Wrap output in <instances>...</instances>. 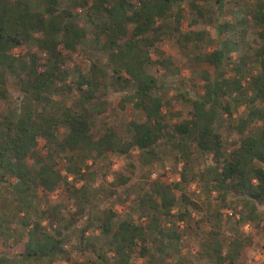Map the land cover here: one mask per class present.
<instances>
[{
  "label": "trees",
  "instance_id": "1",
  "mask_svg": "<svg viewBox=\"0 0 264 264\" xmlns=\"http://www.w3.org/2000/svg\"><path fill=\"white\" fill-rule=\"evenodd\" d=\"M183 2L195 12L194 22L200 18L214 26L217 46L195 54L196 62L203 64L202 91L188 99V116L170 124L163 112L166 101L156 92L157 77L149 70L153 63L163 61L154 59L152 53L158 54V42L172 34H177L179 46L196 48L208 35L205 28L181 27ZM228 2L229 18L219 20ZM71 5L75 12L70 6L62 7L61 0H0V183L9 182L14 200L9 208L0 204L3 245L10 247L15 224L20 223L25 229L14 245L23 262L83 264L70 257L64 235L55 227L62 218L58 204L48 201L40 217L32 216L37 189L48 192L63 186L62 191L74 203L68 221L72 224L97 193L108 190L84 183L100 179L88 159L137 149L140 164L146 165L156 157L155 145L172 140L177 158L185 166L197 156L205 159L211 154L200 178L217 191L220 200L230 194L240 201L241 219L250 223L246 234L226 239L218 208L205 211L201 217L209 222L198 252L203 264H233L244 247L251 245L258 233H264V0H71ZM77 6L86 8V21L101 39L111 74L97 58L91 59L88 69L78 59L88 31L79 23ZM168 19L175 22L171 29L165 22ZM252 26L256 34L252 57L244 54L235 61L232 55ZM29 42L32 44L25 52L11 51ZM74 52L77 55L73 56ZM248 59L255 67H247ZM69 60L73 61L71 69ZM230 63L231 73L226 75L224 67ZM6 73L12 75L22 94L15 105L10 100ZM114 84L122 89L132 86L122 102L132 103L143 114L142 120L130 121L127 138L110 127L102 133L92 129L89 104L102 99ZM72 94L76 98L73 104L52 108L55 96ZM178 95L186 98L181 92ZM240 106H244L243 112ZM234 111L238 114L234 115L233 128L240 135L226 148L219 128L224 115L231 118ZM40 139L65 152L64 173L53 159L39 161L36 166L29 162L37 155ZM184 170L180 181H154L153 191L142 200L151 210L147 221L117 222L110 210L97 216L112 260L105 256L107 252L98 253L100 260L95 264H140V258L149 264L191 262L182 251L181 231L175 222L187 219L188 204L198 211L203 207L185 191L176 192L181 181L188 182ZM128 179L129 175L117 173L110 184L117 186ZM75 180L82 181L81 185L76 186ZM170 217L176 220L169 222ZM15 256L0 252V264H13Z\"/></svg>",
  "mask_w": 264,
  "mask_h": 264
},
{
  "label": "rangeland",
  "instance_id": "2",
  "mask_svg": "<svg viewBox=\"0 0 264 264\" xmlns=\"http://www.w3.org/2000/svg\"><path fill=\"white\" fill-rule=\"evenodd\" d=\"M134 1V0H131ZM213 3V2H211ZM70 4V5H69ZM228 3H225L222 9L223 18H229L227 14ZM61 6H70L72 12H75L71 5V0H61ZM211 6L216 7L213 3ZM183 17L181 18L180 25L183 29L189 27L205 28L207 30V38L199 48L192 45L181 47L176 41V35L172 34L167 36L162 41L158 42L159 53H152L154 59H161L162 63H153L149 70H151L157 77L156 92L163 100L166 101L163 107V112L166 115L167 121L172 124L178 122L184 117L188 116L189 101L188 99L196 97L197 93L202 91L203 80L200 77V72L203 64L197 63L195 54L201 49L210 50L217 46L216 31L212 24H209L200 18H195V12L191 10L188 3L183 2L180 5ZM76 11L79 18V23L88 31L86 39L82 43L81 53L78 59L82 61L85 69H88L91 59H98L105 71L111 74L110 66L107 64L106 53L101 50V39L95 37L96 29L86 21L85 11L86 8L77 6ZM215 17V13H214ZM170 29L175 22L168 19L165 21ZM32 42L26 45L15 47L11 51L15 53H23L28 50ZM256 45L255 27L252 26L246 32L243 40L240 41V48L237 52L233 53L235 61H240V56L248 54L252 57L254 47ZM77 55L76 52L72 54ZM247 67L253 68L256 63L252 59L246 61ZM70 69L73 67V61H68ZM232 64L225 65L226 75H230ZM7 85L10 95V100L15 105L19 97L22 95L19 90L15 79L9 73H6ZM110 79V78H109ZM132 89L131 85H126L123 89L114 84L109 85L107 94L100 100H94L89 104V110L92 115V129L96 133H102L106 128L110 127L116 130L121 136L127 138L130 135V121H138L143 119V114L140 109L136 108L130 102H122L124 94ZM186 95V98L178 95L179 93ZM52 108L58 109L62 105H71L76 101L75 94L72 95H59L55 96ZM124 104V105H123ZM243 112L244 106L239 107ZM238 113L233 112V117L227 118L226 114L222 122L219 132L224 140L226 148L229 147L230 141L239 137V133L233 128L234 119ZM64 131V128H61ZM61 132V133H62ZM156 151L155 159L146 164H140L138 159L139 152L137 149H132L126 154H117L110 152L101 158L94 161L88 159L87 163L91 169L96 171L100 179L85 180L84 183L88 187L105 186L111 191L104 193H97L89 202L88 207L84 214L78 218L74 223H69V214L74 210V203L72 199L65 195L62 191L63 186L53 191H43L37 189V197L34 200L32 216L40 217L41 209L45 208L47 202L56 203L62 213L60 222L56 223L55 227H59L64 235V246L70 252L71 258H76L82 261L83 264H95L100 259L97 257L98 253H105L109 261L112 260V254L107 247V236L100 232L98 228L100 220L97 216L103 211H114V220L119 221L122 219H137L139 221H147L151 215V210L147 208L146 203L142 200L146 195L151 194L153 191L154 181L161 179L163 181H180V173L184 169V164L177 158L178 151L173 146L172 140H161L154 146ZM35 158H29V162L36 166L39 161L45 159L58 161V166L64 173V158L65 152L57 147H52L47 144L45 139H40L37 144ZM211 154L204 157L197 156L193 159V163L189 162L184 170L188 182L181 181L176 192L182 190L190 195L194 200L202 205L203 210L198 211L193 209L188 204L190 214L185 220H176L175 217H170L169 222H175V226L181 231L180 245L182 251L187 253L191 262L189 264H203L199 258L200 242L204 232L208 228L209 222L201 220L205 211H212L215 208L220 210V218L224 229V237L227 239L230 235H238L241 233H248L250 231V223L243 222L241 219L242 214L238 209L242 208L240 201L236 196L228 194L224 201L219 199L216 190L209 189V184L206 180L200 178V171L203 170L205 165L210 161ZM132 164V165H131ZM264 166V165H263ZM117 173L129 175L127 182L112 186L110 183ZM82 181L75 180V185L80 186ZM1 195L0 204L4 208H9L13 203V193L9 182L0 183ZM115 189V192H113ZM210 206L208 207V205ZM181 208H183L181 206ZM228 211L232 213L229 214ZM213 216H211L212 219ZM199 219V222L197 220ZM239 219V221L237 220ZM43 223H47L43 220ZM24 227L20 223L15 224L16 233L9 241V246H4L0 239V252L14 253L17 257L13 264H31V262H23L20 256H17L18 248L14 245L16 241L22 236ZM264 233L260 232L255 236L253 243L247 245L242 250L241 254L233 264H264V255L261 251L264 249ZM65 261H56L53 264H64ZM140 264H149L139 259ZM228 264V263H224Z\"/></svg>",
  "mask_w": 264,
  "mask_h": 264
},
{
  "label": "built area",
  "instance_id": "3",
  "mask_svg": "<svg viewBox=\"0 0 264 264\" xmlns=\"http://www.w3.org/2000/svg\"><path fill=\"white\" fill-rule=\"evenodd\" d=\"M229 214H231V211H228ZM261 254L264 255V249L261 251Z\"/></svg>",
  "mask_w": 264,
  "mask_h": 264
}]
</instances>
